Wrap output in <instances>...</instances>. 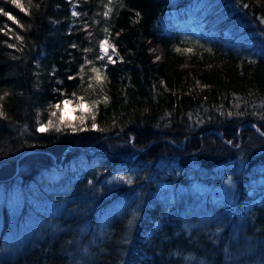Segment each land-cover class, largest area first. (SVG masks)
Returning a JSON list of instances; mask_svg holds the SVG:
<instances>
[{
  "label": "trees",
  "instance_id": "1",
  "mask_svg": "<svg viewBox=\"0 0 264 264\" xmlns=\"http://www.w3.org/2000/svg\"><path fill=\"white\" fill-rule=\"evenodd\" d=\"M22 3L0 0L24 26L0 15L24 37L0 32V264H264V0ZM105 27L122 62L81 88ZM54 89L89 130L36 131Z\"/></svg>",
  "mask_w": 264,
  "mask_h": 264
},
{
  "label": "snow or ice",
  "instance_id": "2",
  "mask_svg": "<svg viewBox=\"0 0 264 264\" xmlns=\"http://www.w3.org/2000/svg\"><path fill=\"white\" fill-rule=\"evenodd\" d=\"M8 3H11L12 5H14L15 8L19 9L20 12H24L25 14H29L28 10L26 9L24 3H22V0H7ZM112 3V0H109V4ZM28 6L32 7V0H28ZM249 5L244 4L243 7L247 8ZM36 8H39L40 5L37 4L35 5ZM107 7V6H106ZM112 9L111 7H108V10L104 13V16H108L111 13ZM0 15L4 16L7 18L8 21H11L12 23L16 24L18 27H20L21 29L24 28V26L22 24H20V22L17 20V18L12 15L11 13L7 12L4 10L3 7H0ZM81 15L80 13L76 12L75 10L72 11V16L76 17ZM83 15L87 16V13H84ZM137 16H139L140 14L137 13ZM262 22H264V19H262ZM29 27H31V25H29ZM88 24H83L82 30H84L85 32H88ZM7 29V30H5ZM104 33L106 34L104 36V38L102 40L98 41V48H99V53L93 58V59H88L87 56L83 57V64L79 67L78 72L76 75H70L68 77L69 80H74L77 79V77L80 78L81 80V85L80 87L83 88V80H84V68L87 65H92L90 71L94 74V77H90V81L91 79H95V81H97L98 83L103 82L104 79H106V77L103 75V71H106L107 66L109 64H115L118 62L117 59H115L114 57H118L119 58V62H122V57L119 56V52L116 49V46L114 44L110 43V33L107 27H105L103 29ZM0 32H2L5 36H8L10 40L14 39L15 41L18 42V44L20 45L19 47L17 46V44L14 43H8L7 41H5L4 43L6 44V46L9 49H14L16 51H23V45H24V37L18 33H15L14 30L12 28H10L7 24H5L3 26V28H0ZM11 33V35H10ZM89 36L91 35V33H88ZM73 48L77 47V45L74 43L72 45ZM83 51L85 53L92 51L91 48H85L83 49ZM177 51H180V49H177ZM190 51V50H189ZM13 59H16V57H13ZM97 61H103V64L100 67H96L95 64ZM37 67H39V65H37ZM103 70V71H102ZM53 75L55 74V70L52 73ZM38 75V73H37ZM58 83H63V81H58ZM90 88L93 87L92 83L89 82L88 85ZM54 91H57L60 93L61 96H64L65 98L60 102V103H56V104H52L50 105V109H54L50 111V115L52 117H55L57 115V111H61L62 112V105H70L73 103V99L68 98L64 92H62L60 89H54ZM101 92H103V88L101 87L100 89ZM8 95L7 91H4L3 95H0V101H3L5 99V97ZM72 96L75 98L76 100V106L77 107H81L84 103H86L84 96L80 95L78 96L76 94V92L72 93ZM108 99V97L105 95L103 97V100L106 102ZM100 99H97L95 101H92L91 104L93 106L98 105L100 103ZM229 115H231V113H229ZM0 119H4V120H8L9 117L7 115V113L4 111V106L2 103H0ZM81 119V126H76L73 125L72 122H68L66 127H61V125L64 124V120L63 117L61 116L60 118V123L58 125H53V121L51 119H48L46 123H40L39 127L36 128V131L38 132H48L50 130H54L57 133H60L62 131H66V130H70L72 132H76V131H85V130H89L86 129L85 127L82 126V118H78ZM93 119V124H92V129L93 130H99V131H104L105 129L102 128H98V126L95 124V115H93L92 117ZM118 179L123 180L124 177H119ZM128 183H131V180L127 181Z\"/></svg>",
  "mask_w": 264,
  "mask_h": 264
},
{
  "label": "rangeland",
  "instance_id": "3",
  "mask_svg": "<svg viewBox=\"0 0 264 264\" xmlns=\"http://www.w3.org/2000/svg\"><path fill=\"white\" fill-rule=\"evenodd\" d=\"M77 1V0H76ZM75 8V7H74ZM76 12H78L77 8L74 9ZM87 108L86 103H84L81 107H77L75 103H72L70 105H62V112L57 111V115L55 117H52L51 115L46 119L41 121V123H46L48 119H51L55 125H58L60 123L61 116L63 117L64 123L73 122L78 115V112H83ZM223 191H226L229 195V200H233V192L230 191V187L226 186V188L222 189ZM25 232L27 231V227L22 228ZM24 232V233H25ZM19 235V231H18ZM21 238V236L19 235ZM19 242V240H16Z\"/></svg>",
  "mask_w": 264,
  "mask_h": 264
}]
</instances>
